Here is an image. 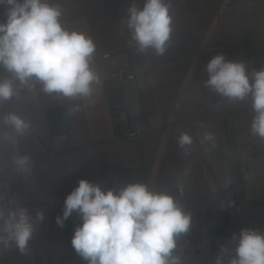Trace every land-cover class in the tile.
<instances>
[{"label": "crops", "instance_id": "0c3cea01", "mask_svg": "<svg viewBox=\"0 0 264 264\" xmlns=\"http://www.w3.org/2000/svg\"><path fill=\"white\" fill-rule=\"evenodd\" d=\"M48 2L60 5L66 28L93 38L94 64L103 83L90 97L71 100L44 94L39 84L29 91L17 81L20 95L0 104V117L15 111L32 124L15 146L0 143V208L26 207L33 217L37 210L45 217L26 253L14 244L7 249L0 245V264H87L71 246L74 228L82 221L75 213L63 228L55 221L80 179L104 190L140 182L168 192L191 213V228L231 236L243 228L264 232V201L240 202L236 213L228 208L226 196L231 188L240 190L229 149L235 132L250 130L254 112L250 103L230 105L204 86L206 65L217 54L245 62L249 72L264 67V0H171L174 32L163 56L151 50L138 54L129 44L121 19L132 0ZM134 2L142 7L144 0ZM5 20L0 6V22ZM120 49L129 50L133 80L112 78L103 57ZM9 75L0 67V79ZM135 100H142L146 116L160 115L167 127L138 142L112 141L118 120L109 110ZM76 104L80 111L73 113ZM204 131L214 134V148L200 144ZM181 132L193 137L187 156L177 143ZM61 135L71 142L55 148L53 138ZM14 147L36 157L27 177L11 162Z\"/></svg>", "mask_w": 264, "mask_h": 264}, {"label": "clouds", "instance_id": "9594fccd", "mask_svg": "<svg viewBox=\"0 0 264 264\" xmlns=\"http://www.w3.org/2000/svg\"><path fill=\"white\" fill-rule=\"evenodd\" d=\"M6 20L0 22V67L10 75L0 79V104L20 95L16 82L34 91L37 84L47 95L78 100L90 97L102 86L94 64L96 44L84 31L69 30L62 23L63 12L48 0H0ZM174 17L171 0H144L138 7L132 0L121 25L130 33L129 44L138 54L149 50L163 56L172 43ZM204 86L230 105L250 103L254 112L250 135L264 139V67L247 70L243 61L213 56L206 65ZM80 111V105L71 112ZM0 143L15 146L28 135L32 124L15 111L0 117ZM201 145L214 148L215 137L204 131ZM178 146L189 155L193 137L181 132ZM207 153L210 148L206 147ZM12 164L27 177L30 157L16 153ZM75 213L82 221L74 228L71 246L87 264H181L173 255L177 237L188 234L192 215L168 192L148 184L128 183L104 190L99 183L80 179L66 196L58 227ZM37 210L33 217L26 207L7 212L0 208V245H15L28 251L37 223L44 220ZM264 264V232L243 228L233 233L228 245L221 244L215 264Z\"/></svg>", "mask_w": 264, "mask_h": 264}, {"label": "built area", "instance_id": "2783aa9c", "mask_svg": "<svg viewBox=\"0 0 264 264\" xmlns=\"http://www.w3.org/2000/svg\"><path fill=\"white\" fill-rule=\"evenodd\" d=\"M109 61L113 71L112 78L117 81L133 80L129 75L130 53L127 49L116 50L103 55ZM142 100L116 106L109 110V115L117 118L113 127L112 141L138 142L146 134L167 127L160 115L146 116L143 112ZM71 142L69 136L61 135L53 138V146L59 147ZM13 155L19 153L14 147ZM20 154V153H19ZM30 157V169H35L36 157ZM234 166L239 175L237 192L231 188L227 191L228 208L240 212V202L264 201V139L250 135L248 131H237L229 149ZM231 235L221 232H210L206 227H192L188 234L177 237V248L173 255L181 258V264H215V258L221 244L228 245ZM227 264V257L225 258Z\"/></svg>", "mask_w": 264, "mask_h": 264}, {"label": "rangeland", "instance_id": "374dc122", "mask_svg": "<svg viewBox=\"0 0 264 264\" xmlns=\"http://www.w3.org/2000/svg\"><path fill=\"white\" fill-rule=\"evenodd\" d=\"M108 53H111V52H108ZM109 62V61H108ZM110 65V64H109ZM111 68V67H110ZM112 70V69H111ZM112 73H113V71H112Z\"/></svg>", "mask_w": 264, "mask_h": 264}]
</instances>
